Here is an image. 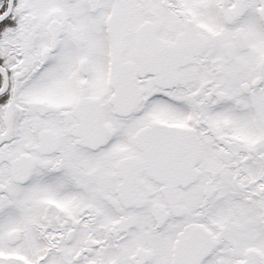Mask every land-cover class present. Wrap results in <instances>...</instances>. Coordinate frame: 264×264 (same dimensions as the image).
<instances>
[{"label": "snow or ice", "instance_id": "obj_1", "mask_svg": "<svg viewBox=\"0 0 264 264\" xmlns=\"http://www.w3.org/2000/svg\"><path fill=\"white\" fill-rule=\"evenodd\" d=\"M0 264H264V0H0Z\"/></svg>", "mask_w": 264, "mask_h": 264}]
</instances>
